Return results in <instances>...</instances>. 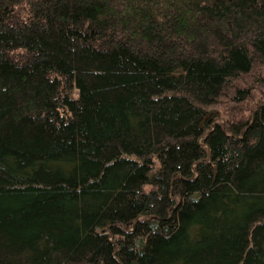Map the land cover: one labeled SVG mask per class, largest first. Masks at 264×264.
Segmentation results:
<instances>
[{
	"label": "trees",
	"instance_id": "16d2710c",
	"mask_svg": "<svg viewBox=\"0 0 264 264\" xmlns=\"http://www.w3.org/2000/svg\"><path fill=\"white\" fill-rule=\"evenodd\" d=\"M0 264H264V0H0Z\"/></svg>",
	"mask_w": 264,
	"mask_h": 264
},
{
	"label": "rangeland",
	"instance_id": "374dc122",
	"mask_svg": "<svg viewBox=\"0 0 264 264\" xmlns=\"http://www.w3.org/2000/svg\"><path fill=\"white\" fill-rule=\"evenodd\" d=\"M235 112H237V111H239V109L238 110H234Z\"/></svg>",
	"mask_w": 264,
	"mask_h": 264
}]
</instances>
